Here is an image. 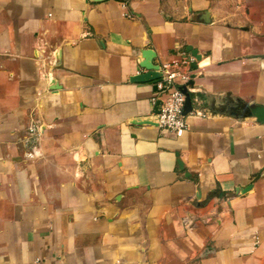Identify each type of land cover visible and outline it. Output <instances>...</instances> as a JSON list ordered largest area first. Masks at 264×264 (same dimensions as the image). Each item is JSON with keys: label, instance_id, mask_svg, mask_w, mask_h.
<instances>
[{"label": "crops", "instance_id": "obj_1", "mask_svg": "<svg viewBox=\"0 0 264 264\" xmlns=\"http://www.w3.org/2000/svg\"><path fill=\"white\" fill-rule=\"evenodd\" d=\"M263 106L264 0H0V264H264Z\"/></svg>", "mask_w": 264, "mask_h": 264}, {"label": "built area", "instance_id": "obj_2", "mask_svg": "<svg viewBox=\"0 0 264 264\" xmlns=\"http://www.w3.org/2000/svg\"><path fill=\"white\" fill-rule=\"evenodd\" d=\"M189 58H184L180 62H174L173 66L181 64L188 65ZM179 77V81L175 78ZM190 79L189 67L182 72H168L162 80L157 81L156 90L152 95L154 105L157 101V113L154 114L156 125L162 130H168L179 136L186 128L185 115L183 114L184 93L180 86L187 83ZM34 128L30 126L29 132H34Z\"/></svg>", "mask_w": 264, "mask_h": 264}, {"label": "water", "instance_id": "obj_3", "mask_svg": "<svg viewBox=\"0 0 264 264\" xmlns=\"http://www.w3.org/2000/svg\"><path fill=\"white\" fill-rule=\"evenodd\" d=\"M188 50L191 52L192 56L194 57V59H197L199 57V55L196 53L195 49H192L190 47H188ZM141 56H142V59L140 62H139V65L145 69L144 72H141L139 73L135 79L136 80H140V81H144V80H152L153 82H156L158 79H161L160 77H156V76H152L151 75V71L152 70H156L157 69V66L153 65L152 62H151V58L153 56V52L151 49L147 48V49H144L142 50L141 52ZM190 66H193L195 67V63L192 62L190 64ZM191 78V77H190ZM162 80V79H161ZM192 84V80L189 79L187 81V83L185 84H182L180 86L182 92L184 93V103H183V114L186 115L189 111L192 110V101H191V96H190V93L187 89V87L189 85ZM160 101H157L156 104L154 105V109H153V114L157 113L158 109H157V104L159 103ZM238 110H239V114H241L242 116H245V115H251L252 114V110L250 109V107L244 103V102H239L238 104ZM264 111V106H263V109ZM262 117H264V112H263V115ZM137 122H146V123H153V124H156V121H155V118L153 120H150V119H144V120H137Z\"/></svg>", "mask_w": 264, "mask_h": 264}]
</instances>
